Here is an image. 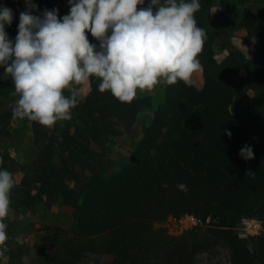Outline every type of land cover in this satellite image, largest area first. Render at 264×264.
Returning <instances> with one entry per match:
<instances>
[{"label": "trees", "instance_id": "trees-1", "mask_svg": "<svg viewBox=\"0 0 264 264\" xmlns=\"http://www.w3.org/2000/svg\"><path fill=\"white\" fill-rule=\"evenodd\" d=\"M213 1L199 0L200 8L194 14L198 27L206 33L197 55L200 86L192 81L167 84L164 101L155 107L150 125L139 131L129 162L106 176L103 167L91 169L85 178L67 166L50 163L37 178L39 188L60 190L79 238L108 235L100 247L102 254H118L133 245L134 255L129 253L136 258L133 264H172L179 248L160 244L162 237H150V227L168 214L190 213L201 222L209 219L208 232L226 245L229 264H264V49L251 48L253 39L264 43V9L241 14L239 26L245 35L237 45L227 30L212 22ZM247 1L218 3L225 12L236 2ZM33 3L41 13L56 9L58 18L68 14L62 0ZM3 6L13 11V22L6 25V32L15 39L20 13L27 10L25 0H3ZM87 35L98 45L90 33ZM215 46L226 53L217 55ZM99 83L98 78H91L82 84L83 102L77 109H82L78 117L100 142L97 130L101 124L105 122L112 129L110 134L105 131L108 136L116 133L112 126L115 119L124 130L132 128L147 100L121 102L109 91L100 92ZM12 114L0 113V119ZM31 123L35 132L41 128L40 123ZM55 138L57 149L50 151L60 155L74 142L64 133ZM246 145L254 152L252 159L240 155ZM243 216L258 218L263 230L256 236L240 237L234 227ZM196 236L190 235L206 237Z\"/></svg>", "mask_w": 264, "mask_h": 264}, {"label": "clouds", "instance_id": "clouds-1", "mask_svg": "<svg viewBox=\"0 0 264 264\" xmlns=\"http://www.w3.org/2000/svg\"><path fill=\"white\" fill-rule=\"evenodd\" d=\"M25 4L14 40L6 32L13 11L0 5V79L14 85L18 99L13 114L18 118L49 127L71 119L79 101L75 92L66 96L64 90L91 78L100 80V92L131 102L138 89L189 84L200 68L197 55L206 33L194 15L199 0H148V7L139 10L145 0H69L70 12L62 18L56 9L34 15L33 0ZM240 155L252 159L254 152L246 145ZM15 184L14 175L0 167V218L8 215ZM6 228L0 220V246ZM6 251L0 247V257Z\"/></svg>", "mask_w": 264, "mask_h": 264}, {"label": "rangeland", "instance_id": "rangeland-1", "mask_svg": "<svg viewBox=\"0 0 264 264\" xmlns=\"http://www.w3.org/2000/svg\"><path fill=\"white\" fill-rule=\"evenodd\" d=\"M63 7L70 12L69 0H62ZM138 10L148 7V0ZM264 9V0H249L236 2L230 9L223 12L218 0H214L210 12L212 22L227 30L237 45H241L245 35V29L239 26L241 14L246 10ZM264 26V21L262 22ZM253 50L264 49V43L256 39L252 40ZM216 54L222 56L226 50L215 46ZM4 73L1 68L0 76ZM0 83V113H13L15 101L18 95L10 79H2ZM192 83L200 86V68L191 76ZM88 81L84 82L87 83ZM82 83V84H84ZM82 84H74L70 89H65L64 94L70 96L77 94L78 105L83 102L80 92ZM167 83H160L151 90H137L134 99L147 100L139 110L132 128L124 130L115 119L112 126L116 131L108 136L105 131L111 133L108 124H101L97 130L100 142L94 139L88 130V125L78 117L80 111L77 106L71 109V119L58 120L53 126L41 125L38 131H34L30 120H23L12 114L10 118L0 119V167L14 175L16 184L10 192V207L8 215L0 218L6 225V240L0 247L6 248L5 254L0 257V264H133L136 259L135 247L128 245L126 250L118 254H102L101 244L106 241V233L97 234L89 238H79L76 234V224L67 205L63 202V196L56 190L39 188L37 178L43 169H48L50 163L79 174L85 178L91 169L104 168V175L114 172L127 164L131 152L137 142V136L143 126H149L154 116V109L164 101V89ZM12 105L10 108L9 105ZM78 110V112H77ZM93 112L96 113L95 109ZM111 117V116H110ZM89 118H91L89 116ZM113 118V117H111ZM112 127V128H113ZM70 135L74 142L69 144L68 150L62 155L56 150L50 151L54 146L56 136ZM61 148L65 144L60 140ZM59 149V148H58ZM70 176L65 175V178ZM64 178V179H65ZM168 214L162 220H154L149 230L150 237L155 239L162 237L159 243H168L179 248V252L172 257V264H229V253L226 245L221 241H215L208 229L211 222H199L190 230L178 234L170 232L166 221ZM247 218L259 220L255 217L243 216L235 224V231L242 238L258 235L262 230V222L251 221ZM191 233H197L196 237L205 234L206 237L191 238ZM190 244L184 245V242ZM184 245V246H183ZM152 264L153 263L152 261Z\"/></svg>", "mask_w": 264, "mask_h": 264}, {"label": "built area", "instance_id": "built-area-1", "mask_svg": "<svg viewBox=\"0 0 264 264\" xmlns=\"http://www.w3.org/2000/svg\"><path fill=\"white\" fill-rule=\"evenodd\" d=\"M248 221H251V224L248 225H252L253 227V221H257L259 222V220L256 219H252V218H247ZM168 225H172L171 227H169L170 232L173 234H178L181 233L185 230H190L192 229L194 226H197L199 224V219L190 213H184L178 216H170L167 220ZM206 222H209V219H206Z\"/></svg>", "mask_w": 264, "mask_h": 264}, {"label": "crops", "instance_id": "crops-1", "mask_svg": "<svg viewBox=\"0 0 264 264\" xmlns=\"http://www.w3.org/2000/svg\"><path fill=\"white\" fill-rule=\"evenodd\" d=\"M0 5H3V0H0ZM41 13V11L37 8L36 10H33V14L34 15H39ZM8 36L10 39L14 40V37L8 33ZM1 71V68H0Z\"/></svg>", "mask_w": 264, "mask_h": 264}]
</instances>
